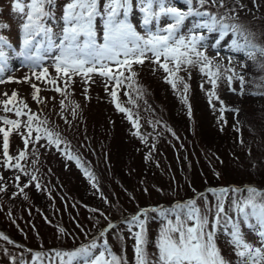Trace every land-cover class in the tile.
Segmentation results:
<instances>
[{"label": "rangeland", "instance_id": "rangeland-1", "mask_svg": "<svg viewBox=\"0 0 264 264\" xmlns=\"http://www.w3.org/2000/svg\"><path fill=\"white\" fill-rule=\"evenodd\" d=\"M63 1L68 0H55L58 4L51 8L53 18L46 21L51 29L64 27V6H58L65 4ZM174 1L178 0H165V6L177 7ZM13 2L0 0V24L8 25L0 29V33L12 46L11 49L5 47L8 62L4 73L0 74V80L4 81L0 83V127L8 130L11 126L3 124V120H16L15 112L3 109V101L10 99L15 92L16 100L26 97L28 109L35 111L39 121H46L39 126L58 134L61 143L58 149L56 145L49 144L46 138L35 141L37 133L34 131L25 148L27 128L26 123H21L20 129H13L9 137V155L15 157L20 151L26 152L25 159L20 161L21 171L5 167L2 163L3 134L0 133V176L3 177L0 185L6 189L0 191V234L8 238H0V264H60L59 258L51 252L39 254L38 259L33 258L30 252H26V247H19L21 244L29 248L62 247L67 252L95 241L102 251L105 240L114 254L124 258L127 264H135L133 234L139 228L132 217L147 207L156 208L160 204L167 209L164 216L160 215L164 211L163 207H159L156 212L149 209L147 216H141L147 221L148 244L145 250L149 259L154 260L158 256L155 243L161 228L168 219L174 221L175 215L181 211L176 205H186L194 200L202 213L211 209L209 220L214 223L217 195L222 188L229 189L223 197L225 213L221 216L220 225L214 230V242L221 256L227 264H241L232 243L233 225L239 229L245 243L254 249H264V241L261 238L258 240L260 227L255 219L250 218L245 222L235 207L236 203L247 198L248 186L259 191L264 189V137L256 139V134L261 133L260 129L256 130L258 119L250 123L255 131L249 129L244 133L246 144L241 148H235L217 136V130L235 118L233 113L227 112L231 107L241 105L243 111L237 116L243 119L253 114L256 107L264 109V56L259 53L249 57L247 50H233V40L239 37L229 31L227 35L221 36L219 30L195 28L194 25L203 23L206 17L190 16L178 35L204 37L198 46L199 50L212 60L213 70L217 66L220 68L221 74L215 88L219 100L213 98L212 103H209L208 93L213 90L212 84L199 71V66L182 67L178 76L183 83H178L174 90L166 82L167 74L147 59L143 65H132L137 75L132 81H127L124 87L115 88L114 82L95 73L91 74L88 83H84V78L77 75L66 85L68 78L56 72V57L50 55L56 51V47L48 46L52 47L50 52L39 54L42 59L35 69L30 66L31 61L23 57L19 59L15 54L22 48L23 32L21 15L11 10ZM103 3L104 0H101V8ZM241 3L244 8L240 6ZM193 5L196 10L207 11L217 18L228 17L230 21L239 18L240 21L234 24L253 45L264 48V0H224L223 8L218 4L212 5L211 0L203 7H200L198 0H193ZM155 7L153 11H159ZM140 8V0H132L128 16L142 36L146 37L149 31L156 32L171 22L162 16L159 24L153 21L146 29ZM254 8L256 11H248ZM248 12L249 16L244 15ZM96 30L98 35H102L103 22L99 18ZM61 32L62 29L53 33L56 44H59ZM98 42L102 43V36ZM57 51L59 56V47ZM253 66L256 67L255 74L251 77ZM44 68L48 69L47 75L37 80L33 72L39 74ZM128 75L125 71V76ZM228 76L233 77L231 85ZM240 77H243L246 86L241 85ZM51 79H55L56 83L44 86ZM129 83L133 87L129 88ZM184 84L188 85L187 92L184 91ZM32 85L40 86L46 95L52 93L53 96L49 97L52 98L51 102L41 104L33 96H27L35 92ZM56 87L68 94L56 95ZM114 88L117 92L116 101L110 95ZM249 91H253L251 97ZM184 97L187 98V104L184 103ZM220 101H223L226 109L223 113L220 111ZM117 103L132 114V119L138 122V129L133 127L125 112L117 109ZM64 124L72 129L76 138L86 137L75 140L67 130L62 135V129L66 127ZM37 125L38 121H34L33 127ZM77 131L79 135L75 133ZM137 131L139 136L134 135ZM141 136L153 143L149 149H155L157 152L153 151V155L156 156L150 159L142 157L146 151L138 149V144L143 141ZM206 142L213 145L207 146ZM69 154L74 159H68ZM175 156L178 157L175 159ZM77 159L94 180H90L77 166ZM32 176L36 180H32ZM37 183L40 184L39 190L35 186ZM93 183L96 184L95 188ZM244 183L248 186L245 187ZM232 189L241 191L234 193ZM211 190H216L217 195H213ZM257 199L264 200V196ZM22 210L28 211V214H22L25 213ZM33 211L35 213L31 214ZM43 218L55 221L60 232L46 228L42 223ZM109 223H113L114 228L105 232L104 227ZM101 231L104 232L103 236L100 235ZM73 264L82 262L74 261Z\"/></svg>", "mask_w": 264, "mask_h": 264}, {"label": "snow or ice", "instance_id": "snow-or-ice-1", "mask_svg": "<svg viewBox=\"0 0 264 264\" xmlns=\"http://www.w3.org/2000/svg\"><path fill=\"white\" fill-rule=\"evenodd\" d=\"M55 0H14L11 5L13 13L20 14L22 17V32L23 43L22 48L15 54L23 57L25 60L31 61V67L35 69L39 66L42 57L39 55L45 43L50 46L60 48V55L56 57V72L63 73L68 79L66 85L70 84L73 76H81L84 78V83H88L91 79V74H98L100 77L106 78L107 81L114 82L115 88L121 86L125 80L132 81L137 75L132 70V65H143L145 60H150L151 63L158 65L166 74V82L171 84L175 90L178 83H183L178 73L185 66H199V71L208 77V82L212 84V91L208 93L209 103L212 99L219 100L215 93L217 80L220 77V68L217 66L215 70L212 67V60L199 50L203 36L190 35L185 37L178 35L180 28L185 20L190 16L206 17L203 23H196L195 28H206L209 31L219 30L221 36L227 35L231 31L239 37L233 40V50L246 51L249 57H254L257 52L264 56V48H258L253 45L243 31L237 25H229L224 23L228 17L217 18L216 15L207 11L201 12L193 8V0H185L187 10L181 11L174 6H165V0H140V11L143 15V26L147 29L153 21L159 24L160 18L167 17L171 22L166 27L158 29L156 32L149 31L147 36L140 35L132 24L128 23V15L131 11L132 0H104L101 8V0H68L63 7L62 20L64 27L59 44L56 45L53 38L54 34L50 27L46 26V21L53 18L51 10ZM209 0H198L200 7H203ZM212 5H219L223 8L224 0H211ZM153 4H158L159 11H153ZM234 11V10H233ZM103 22L102 43L98 42V34L96 30L97 19ZM8 25L0 24V29L7 28ZM37 37H42L37 40ZM5 47L11 49L4 36H0V74H3L8 62V55ZM150 54V55H149ZM163 58V62L161 61ZM171 65V66H170ZM114 66V67H113ZM264 67V65H262ZM115 68V70H114ZM125 71L129 73L125 76ZM155 71V69H153ZM226 71H233L226 69ZM48 69L33 75L37 80L47 75ZM235 74V73H233ZM124 79H121V78ZM232 76H228L229 85L232 82ZM28 78H26L27 80ZM241 85H243V77H240ZM0 80V83H3ZM49 83L55 84V79L49 80ZM133 87L132 83L127 85ZM35 89L33 99L37 103L42 102L38 96L40 89L32 85ZM115 88L110 95L113 101L117 99ZM55 91L61 96H66L68 93L56 87ZM184 91H188V85L184 84ZM87 88H85V93ZM242 94V93H241ZM7 96V93L4 94ZM17 99V93L13 92L10 99L3 101L4 111H13L9 105ZM184 103L187 104V98L184 97ZM222 107L220 111L223 113L226 109L223 107V101H220ZM23 108H27V104L20 101ZM64 104L61 101V107ZM76 107H79L78 105ZM120 112H125L128 119L132 122L133 127L139 128L138 122L132 119V114L119 103L116 104ZM15 115L20 117L27 115V138H24V145L27 148L29 138L35 131V141L41 138H46L49 144H54L59 149L61 141L58 134L49 131L47 128H41L40 124H45L46 121H39V118L34 114H29L23 111L22 108H15ZM30 112V110H29ZM191 109L189 108V114ZM75 115V111H73ZM223 119V116H221ZM33 121H38V125L34 128ZM3 124L10 125L8 130L0 127V133L3 134V164L5 167H13L23 171L21 160L25 159L26 152L20 151L15 157L9 155V137L13 129L19 130L21 122L19 120L4 119ZM23 136L24 134L21 133ZM134 135L139 136L137 131ZM142 140L144 137H140ZM68 159H74L72 155L67 156ZM15 160L13 164L12 161ZM77 166L81 167L80 161L76 160ZM82 170L85 175L94 180V177L86 169ZM27 174V173H26ZM19 180V177H16ZM36 180L35 176L31 177ZM0 180L3 177L0 176ZM28 185H25L27 187ZM36 188L40 189V184L37 183ZM94 188L96 184L92 185ZM4 186L0 185V191H5ZM23 192V188L20 189ZM213 195H217L216 190H211ZM229 189L222 188L217 195L218 203L214 214V223H210L209 213L211 209L201 212V209L196 207V202L189 201L188 204H178L176 207L180 209V213L175 215V220L168 219L167 223L161 228L159 239L155 246L158 250V256L154 260H150L146 252L148 244L146 219H141V216H147V212H141L140 215L133 216L136 226L139 228L135 232V264H227L221 256L219 249L214 242V230L220 225L221 216L225 213L223 197L228 193ZM232 191H241L240 189H232ZM247 198L236 203L237 211L243 216L244 221L248 222L250 218H254L259 225L261 231L260 236L264 237V200H258L257 197L264 196L254 187H248ZM184 209H187L184 212ZM93 211H96L93 209ZM156 212L157 209H151ZM164 216V212H160ZM191 222V223H190ZM252 226L251 224L249 225ZM112 227V225H109ZM232 243L235 246L236 256L241 259V264H264V249L253 248L243 240L239 229L233 225ZM61 231H63L61 229ZM101 236L104 232L101 231ZM0 238L7 240L6 236L0 234ZM11 243V241H9ZM55 256L59 258L60 264H73L74 261H80L82 264H127V261L114 254L108 246V242L104 241V249L100 251L95 241L88 245H82L80 248L67 251L56 252ZM39 254H37V259Z\"/></svg>", "mask_w": 264, "mask_h": 264}, {"label": "trees", "instance_id": "trees-1", "mask_svg": "<svg viewBox=\"0 0 264 264\" xmlns=\"http://www.w3.org/2000/svg\"><path fill=\"white\" fill-rule=\"evenodd\" d=\"M228 2L233 4L231 1H228ZM255 5H259V3H255ZM182 6L183 7L185 6L184 3H182ZM240 6L243 7L242 3L240 4ZM184 8H185V10H187L186 7H184ZM193 8H194V6H193ZM254 10L256 11L255 8L254 9H249L248 11L252 12ZM244 15L249 16V12L244 14ZM239 21H240L239 18H235V19H233L231 21L229 19H225L224 23H227L229 25H235L234 23L239 22ZM255 68L256 67H254V66L252 67V71L250 72L251 73V75H250L251 77L255 74ZM243 86H246V85L243 84ZM248 94H249V97H251L250 95L253 94V91H249ZM239 107H240V109H239ZM239 107H238V104H237V106H233V107H231L230 109L227 110V112L229 114L233 113L232 115L235 118H233V119L231 118L230 124L227 123L226 125H224V127L222 129L219 128L217 130V132H219V133H217V136L222 138L223 142L231 144V146H233L235 148H238V147L241 148V147H243L246 144L244 133L247 132L249 129H252V130L255 131V129H253V127L250 126V123L254 122L257 119H258V122H257L256 126L258 128L256 130L260 129L259 132H261V133H257L256 134L257 135L256 139L260 140L261 136H262V138L264 137V125H263L264 124V116H263L264 115V109H261L262 110L261 111L260 109H257V107H256L255 110H254V113L250 114V116L248 115V118H249V122H248L247 121L248 118L247 119H243L242 117L237 116V113H239L240 111H243V108H241V105H239ZM259 107H261V106H259ZM261 125H263V126H261ZM245 129H247V130H245ZM223 138H229V139L226 140V139H223ZM238 138H240V140H238ZM249 138L250 137H248V139ZM206 143H207L206 144L207 146L213 145L212 143H209V142H206ZM151 147H153V143L151 141H149V139L146 140L145 142L142 141V142H140L138 144V149H146V152L144 154H142V157H144L146 159H150L151 157L154 156L153 154H155L154 153L155 149H149ZM158 151H160V150H158ZM160 153H162V151H160ZM173 155H176V154L174 153ZM177 157L178 156H175V159ZM171 159L174 160L173 156H172ZM47 205H48V203H47ZM22 211H25V213H23ZM22 211H21L22 214H24V215L28 214L27 213L28 211H26V210H22ZM34 213H35V211H33L31 214H34ZM42 223H43V225L46 228H48L50 230L52 229L53 231H56L57 233L60 232V229H58V225H56L55 221H53V220H51L49 218H43Z\"/></svg>", "mask_w": 264, "mask_h": 264}]
</instances>
